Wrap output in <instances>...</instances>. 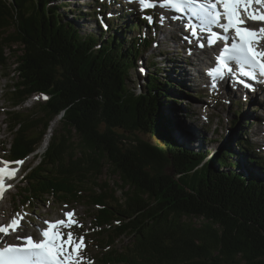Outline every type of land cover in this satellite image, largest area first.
Returning <instances> with one entry per match:
<instances>
[{"label": "trees", "instance_id": "1", "mask_svg": "<svg viewBox=\"0 0 264 264\" xmlns=\"http://www.w3.org/2000/svg\"><path fill=\"white\" fill-rule=\"evenodd\" d=\"M70 5L0 0V67L14 66L4 76H12V138L3 151L26 160L59 123L37 166L24 172L19 204L85 205L94 264H264V158L248 153L242 137L215 153L180 144L171 109L183 93L153 55L141 92L127 86L152 39L128 34L140 28L134 18L107 31L95 18V33H80L92 22ZM38 94L46 101L18 110ZM132 131L153 142L126 136ZM124 238L130 242L118 248Z\"/></svg>", "mask_w": 264, "mask_h": 264}, {"label": "snow or ice", "instance_id": "2", "mask_svg": "<svg viewBox=\"0 0 264 264\" xmlns=\"http://www.w3.org/2000/svg\"><path fill=\"white\" fill-rule=\"evenodd\" d=\"M138 3L142 18L149 24L154 23L147 10L170 8L183 14L186 10L201 21L199 29L185 24V30L196 38L203 36L207 46L212 48L223 42L215 56V66L207 69L206 75L211 78L210 90H218V81L230 80L242 84L254 91L252 81L264 77V26L259 29L249 26V22H260L264 25V0H130ZM111 16V13H109ZM167 17L161 13L163 25ZM176 19V17H173ZM107 28V24H103ZM219 29L220 31H214ZM187 40L188 37L186 36ZM204 48L205 43L196 44ZM191 51V50H190ZM143 71V69H141ZM47 99V97H45ZM23 160L10 161L0 159V198L4 192L13 187L6 181L14 180ZM15 165V167H13ZM67 208V205L64 206ZM28 213H16L8 224L0 222V264H91L83 255L86 247L84 237H77L71 230L73 225L82 227L74 218L75 211L63 213V219L43 220L45 227L31 225L39 234L38 239L24 235L21 221ZM14 235L16 243L5 239Z\"/></svg>", "mask_w": 264, "mask_h": 264}, {"label": "rangeland", "instance_id": "3", "mask_svg": "<svg viewBox=\"0 0 264 264\" xmlns=\"http://www.w3.org/2000/svg\"><path fill=\"white\" fill-rule=\"evenodd\" d=\"M78 3L84 4V2L82 3L78 2ZM70 4H71L70 7H67V9L69 10L73 9L74 8L73 5L75 6L77 2L71 1ZM84 9L81 8L80 10H82V12H84L85 10L90 12L92 10L88 7H86L85 10ZM73 17L74 16L72 15V18ZM86 19L88 20V18ZM80 29H81L79 31L80 33H85V32L95 33L96 31V29L94 28V25H90V24H84V27ZM172 45L173 46L171 47V44H169V42L167 44L166 42L162 44V46H159V48L156 50L162 51V50L169 48V50H171L173 53L172 56L176 57V60L178 61L177 64L179 65L180 70H182V72L185 73L187 77L189 75L191 79L196 78V76L193 74L192 71L189 70V68L187 69L184 68L185 66L184 61L189 63L188 60H184L187 57L189 58V54L186 53L183 56V52L177 51L178 46L176 45V43H172ZM153 48H152V45L149 47V49L147 50L145 54V57L148 56L150 52L155 51V49ZM190 60L192 61L191 55H190ZM137 65L139 66L140 64L137 62ZM171 66L172 65H170V67ZM13 68L14 66H12L11 63H9L8 69L0 67V142H1L0 146H5L4 144L9 145V142L12 138L11 135H9V131L7 128L8 104L6 102L7 96L5 94L7 93V89H8L7 87L9 85L8 78L13 76V73L11 72ZM188 71H190V73ZM8 72L12 73V76L4 77L6 74H9ZM137 73L138 71L135 69H131L129 71L127 86L129 89H134L136 90L137 93H140L143 87V82L140 83V80L137 79L138 77ZM174 73H175V76H172V74ZM163 76L165 75L163 74ZM166 76L165 77L171 80L172 83H174L173 78L177 77L178 81L180 82L178 83L177 86L179 89L184 91L183 94L181 95L179 94L174 95L175 97L178 98L179 101L177 103L178 106L176 108L171 109V113L175 111V113L172 114V117L178 118V119L180 117L181 118L180 120L184 121V119H182L184 118L183 117L184 112H191L192 118L187 119V122L190 124V129H193L194 126H197L198 128L201 129V132L204 134L206 140L210 141V144H206L205 142H203L204 143L203 148H206V145H207L210 151L212 150L214 152L215 151L217 152V148H220V146H222L223 144L227 142L234 143L233 138L236 139V141H239L240 140L239 136L242 135L243 140L248 138L250 142H253V143L255 142L256 144H258L256 146L252 145L251 150L258 153V157L264 158V108L263 107H258V105H254V104L251 105V107H248L250 105L249 103L247 104L243 103V105L245 106L243 109H241L240 115L236 117L234 116L233 112L237 110V108H239L238 105L240 104L241 101L236 100L234 102H228L227 99H223V101L219 103V101H217V97L221 96V92L209 91L208 89L206 91H201L199 87L192 89L193 84L191 82L187 84V82L184 80V78L186 79V77L179 75V71L177 70L172 71L171 73L169 72ZM183 84L184 85L186 84L187 86L190 85V87H186L185 89L183 88ZM200 93L203 94L202 97L201 95H199ZM261 97L262 95L260 94L259 98ZM42 101L44 100L41 99V96H33L26 104L19 107L18 110L20 112H29L30 110L35 109L38 102H42ZM246 113L250 115L249 118L243 117V115ZM193 114L196 115V117L193 116ZM249 123H251L252 126L248 128L247 124ZM58 126H59V123L57 120L51 123L50 130L47 136L45 137V141L41 144V146L38 147L35 154L39 152L43 154V152L46 149V145L49 141V138L51 137V134L53 133V131H55L58 128ZM257 129L259 131L261 130L262 132H259ZM126 136L130 137L131 139H134V137L137 136L141 139L147 140L149 143L153 142L152 136H149L148 134L143 133V132L132 131V133H128L126 134ZM213 140H215L216 143H213ZM189 144L190 143L187 139L186 145L189 146ZM43 145H45L44 150H43ZM188 148H191V146H189ZM258 148H261V149H258ZM0 155L1 156L3 155L1 151H0ZM37 161L38 159L37 157H34V155H31L30 157H28L25 163L23 164V166L22 165L19 166L20 170L17 174V178L14 180H10L9 183H11L13 187L6 190L8 192L6 197L2 201H0V221L6 222V224H8L10 219L12 218V216L16 214V212L25 213V211L21 208V204H19L20 202L18 201V198H17V192H18L17 189L23 186L22 185L23 180L21 181L23 177L22 174L24 172L23 170L29 165L33 166L37 164ZM230 162L233 163L231 159H230ZM170 168L171 167L168 166L166 168V171L172 174V171ZM109 178H110L109 173L107 172L106 175L104 174V177L102 178V180H107ZM73 209L75 211V218L78 221L79 225H82V227L76 226L72 229V231L75 233L77 237L79 236L84 237V242H85L86 247L83 251V255L87 258V261H90L89 256L93 254L94 251L87 246V228L89 226V223L92 221L93 217L85 205L77 204L73 207ZM29 210H32V211L29 212ZM70 210H71L70 208L68 207L65 208L64 205L55 204L51 200L48 201V203H45L44 205L37 204L35 205L34 208L27 209L28 212L26 213H28V215L25 216L23 221H21V225H22L21 231L24 235L38 234V233H33L34 228L30 226L29 221L31 222V225L38 224L40 227L43 228L45 227V225L42 223L43 220H54L55 218H64L63 213L66 211H70ZM129 242H130L129 238H124L118 241L116 246L118 248H121L124 244H127Z\"/></svg>", "mask_w": 264, "mask_h": 264}, {"label": "bare ground", "instance_id": "4", "mask_svg": "<svg viewBox=\"0 0 264 264\" xmlns=\"http://www.w3.org/2000/svg\"><path fill=\"white\" fill-rule=\"evenodd\" d=\"M116 5H118L116 3ZM120 10V8H118V11ZM200 27V26H199ZM166 43V42H165ZM184 44L183 46V50L188 53V54H191L192 56H196L197 58L194 60V63H193V60L191 61L190 58H186L184 60H188L189 62H191V65H189V63H187L186 61H184V68H189L190 71L193 72V74L196 76V78H200L202 80V76L204 75V72L202 71V69L200 68L203 64V65H206L207 63H209L211 60V57L208 56V51L205 50V47L204 48H198L196 47V44L199 43L198 41H196L195 43L194 42H186L183 40L182 42ZM168 44V43H167ZM191 50V51H190ZM200 55L202 56L200 58ZM179 56V55H178ZM154 63V62H153ZM152 63V64H153ZM194 64V65H193ZM201 65V66H200ZM188 66V67H187ZM199 66V68H198ZM153 68V67H152ZM185 69V70H186ZM190 71H188L190 73ZM194 78V79H196ZM193 80V79H192ZM198 86V85H197ZM138 87V86H137ZM203 88H205L203 86ZM199 89H202L200 88L199 86ZM242 90H244L248 95H244V96H241V99H243V103H249L250 105L248 107H251V105H258V107H262V100L261 99H258L256 96H254V93L253 92H250L249 90H246L244 89L243 87L241 88ZM223 99H227V100H234V97L230 96V95H224L223 96H220V97H217V101H219V103H221L223 101ZM27 102V101H26ZM224 106V105H223ZM245 106V105H244ZM247 107V108H248ZM239 115V114H238ZM243 117L245 118H249L250 115L249 114H244ZM242 117V118H243ZM258 126V125H257ZM259 127V126H258ZM261 129V128H260ZM258 130V129H257ZM262 130V129H261ZM259 131V132H262V131ZM176 140V139H175ZM10 149V147H9ZM34 152V151H33ZM41 154V153H40ZM31 155V154H30ZM33 157V156H32ZM37 166V165H36ZM31 168V167H30ZM24 171V170H23ZM26 172V171H25ZM23 175V174H22ZM23 182V181H22ZM18 190V189H17ZM19 194V193H18ZM19 197V196H18ZM20 199V198H19ZM49 199V198H48ZM46 199H44L45 201ZM34 208V207H33ZM41 224V223H40Z\"/></svg>", "mask_w": 264, "mask_h": 264}, {"label": "water", "instance_id": "5", "mask_svg": "<svg viewBox=\"0 0 264 264\" xmlns=\"http://www.w3.org/2000/svg\"><path fill=\"white\" fill-rule=\"evenodd\" d=\"M56 120H57V119H56ZM57 121H58V120H57ZM170 169H171V171H172V173H173L174 171H173V168H172V166H171V168H170Z\"/></svg>", "mask_w": 264, "mask_h": 264}]
</instances>
